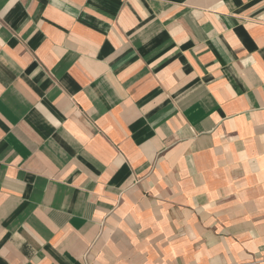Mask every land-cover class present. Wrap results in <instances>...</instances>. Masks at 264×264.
Wrapping results in <instances>:
<instances>
[{"label":"crops","instance_id":"0c3cea01","mask_svg":"<svg viewBox=\"0 0 264 264\" xmlns=\"http://www.w3.org/2000/svg\"><path fill=\"white\" fill-rule=\"evenodd\" d=\"M0 264H264V0H0Z\"/></svg>","mask_w":264,"mask_h":264}]
</instances>
